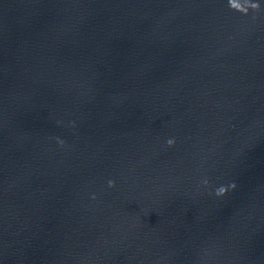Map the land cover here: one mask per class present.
<instances>
[{"label": "water", "instance_id": "obj_1", "mask_svg": "<svg viewBox=\"0 0 264 264\" xmlns=\"http://www.w3.org/2000/svg\"><path fill=\"white\" fill-rule=\"evenodd\" d=\"M0 264H264V0H0Z\"/></svg>", "mask_w": 264, "mask_h": 264}]
</instances>
